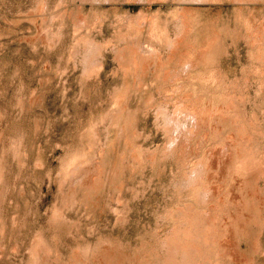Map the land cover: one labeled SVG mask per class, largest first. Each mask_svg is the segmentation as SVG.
Wrapping results in <instances>:
<instances>
[{"label":"rangeland","instance_id":"rangeland-1","mask_svg":"<svg viewBox=\"0 0 264 264\" xmlns=\"http://www.w3.org/2000/svg\"><path fill=\"white\" fill-rule=\"evenodd\" d=\"M0 264H264V0H0Z\"/></svg>","mask_w":264,"mask_h":264}]
</instances>
